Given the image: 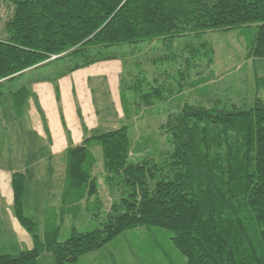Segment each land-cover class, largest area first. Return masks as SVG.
Returning a JSON list of instances; mask_svg holds the SVG:
<instances>
[{
  "label": "trees",
  "instance_id": "16d2710c",
  "mask_svg": "<svg viewBox=\"0 0 264 264\" xmlns=\"http://www.w3.org/2000/svg\"><path fill=\"white\" fill-rule=\"evenodd\" d=\"M0 2L8 9L7 18L0 15V100L8 95L22 120L31 91L26 84L9 85L54 63H65L59 76L64 77L116 59L112 49L232 30L255 31L248 57L264 58V0ZM193 53L209 56L214 65L209 43ZM257 86L264 88V77L257 78ZM148 91L135 88L144 106L164 99L165 90ZM161 129L172 150L158 162L130 159L127 126L70 147L61 204L45 212L42 235L40 221L26 214V176L13 174L14 214L34 247L18 256H0V264H38L46 253L55 264H75L139 229L168 236L188 264H264V99L231 108L185 105L170 113ZM94 146L102 150L105 183L117 188L119 199L101 228L88 233L73 228L71 237L60 242V222L79 215L83 203L100 216ZM159 249L167 256L160 243Z\"/></svg>",
  "mask_w": 264,
  "mask_h": 264
},
{
  "label": "rangeland",
  "instance_id": "374dc122",
  "mask_svg": "<svg viewBox=\"0 0 264 264\" xmlns=\"http://www.w3.org/2000/svg\"><path fill=\"white\" fill-rule=\"evenodd\" d=\"M7 13L8 9L0 2V15L6 16ZM254 36L253 30H232L208 32L202 38L192 35L154 42L146 41L139 45L124 47L125 49L121 51L112 49L111 53L116 59L100 62L78 71L87 69V72L91 71L94 74L90 82H87V86L89 92L93 90L92 99L99 110V122L106 123L105 126L102 125L103 129L106 128L103 132H111L127 126L132 144L130 159L133 162H139L147 158L158 162L161 161V156L169 154L172 150L161 129L170 113L178 112L185 105L208 109L217 105L227 108L234 105L238 107L244 104L253 105L256 97L254 98L253 88L245 78L251 79L255 73L264 76V58L248 57ZM204 43H209L214 49L213 66H210L209 56H194V48H200ZM64 70H66L64 62L54 63L28 73L19 81L9 85V88H19L27 81H35L44 76L55 78L53 79L55 82L58 81L60 72ZM73 73L64 76L67 77ZM140 85L143 93L150 92L148 90L152 88L165 90L164 99L159 98L151 108L144 106L141 97L135 93V88ZM170 93L173 94L172 97ZM261 96L264 97V90ZM0 104L1 109L12 108V100L8 95L0 100ZM1 109L0 114H2ZM14 118L20 119L17 116ZM18 129L19 131H16L10 140L14 150L11 147L8 148L14 158L12 160L0 158L3 169L4 166L10 169L15 168L23 156L24 147H28L30 142H37L38 138L34 133L29 132L30 129L23 135L20 131L23 127L20 126ZM99 134H91V136ZM7 141L9 138H6L5 142ZM93 152L97 158L94 176L99 182V196L102 202L100 216H97L96 209L87 211L90 206L88 203H83L79 215L66 217L60 222L62 227L60 242H66L71 237L73 228L80 233L93 232L101 228L111 206L119 199L117 188L111 190L103 178L105 173L101 148L98 147V150ZM138 156L142 157L138 158ZM41 165H45L43 160ZM29 186L30 190L25 197L26 214L40 220V234H43L45 213L42 214L41 210H35L32 206L36 202V194L31 181ZM55 201L57 197H52L51 202ZM49 206L52 207V204L49 203ZM5 230L7 234H10L9 229ZM159 243L167 256L159 249ZM9 244L12 243L9 242ZM114 262L118 264H188L187 259L183 258L171 245L168 236L161 235L159 230L148 233L145 229L129 231L118 241L108 244L100 251L85 255L75 264H113ZM39 264H55V260L51 254L46 253Z\"/></svg>",
  "mask_w": 264,
  "mask_h": 264
},
{
  "label": "crops",
  "instance_id": "0c3cea01",
  "mask_svg": "<svg viewBox=\"0 0 264 264\" xmlns=\"http://www.w3.org/2000/svg\"><path fill=\"white\" fill-rule=\"evenodd\" d=\"M7 16L8 13L2 17L5 19ZM93 76V72H87L85 69L67 77H58V81L55 82L53 80L55 78L27 81L25 84L29 86L32 96L24 120L14 118L17 114L13 107L0 108L2 110L0 114V154L2 157L0 155V158L10 160L14 158L8 148L11 147L14 150V145L10 140L15 132L19 131L20 126L23 127V130H20L22 135L30 129L29 132L34 133L38 138L37 142H30L31 146L24 147L23 156L21 160H17L15 168L10 169L4 166L3 169V165H0V256H18L34 247L31 235L20 225L14 214L15 196L11 186L13 174L23 173L26 176V194L30 190L29 182L31 181L34 185L36 202L32 206L35 210H41L43 214L49 207L58 209L66 177L67 150L70 147H81L85 139L91 137V134H99L98 132L106 129L102 128V125L105 126L106 123H100L98 120L100 114L92 99L93 90L88 91L87 82H90ZM262 77L264 76L255 73L251 79L245 78L253 88L254 98L264 99L261 96L264 88L259 89L257 86V78ZM120 121L123 122V120ZM6 138H9L10 142H5ZM4 147L5 152H3ZM93 150H98V146H94ZM140 157L142 156H138ZM42 160L45 164L43 166L41 165ZM62 160H64L63 163ZM100 178H102L101 175ZM52 197H57V201L51 202ZM25 208H27L26 201ZM7 226L10 228H6ZM5 229H9L10 234H7ZM10 238L13 239L10 240ZM41 259L42 256L39 261Z\"/></svg>",
  "mask_w": 264,
  "mask_h": 264
}]
</instances>
